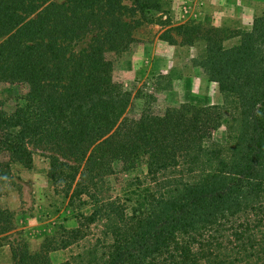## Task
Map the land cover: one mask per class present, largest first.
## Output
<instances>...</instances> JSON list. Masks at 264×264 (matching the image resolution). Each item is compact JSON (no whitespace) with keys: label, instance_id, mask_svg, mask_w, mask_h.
Masks as SVG:
<instances>
[{"label":"trees","instance_id":"trees-1","mask_svg":"<svg viewBox=\"0 0 264 264\" xmlns=\"http://www.w3.org/2000/svg\"><path fill=\"white\" fill-rule=\"evenodd\" d=\"M123 1L0 0V85L26 88L12 110L0 101V184L12 165H32L34 147L50 152L46 176L64 196L75 182L69 198L92 199L76 227L34 251L17 244L13 264H264V10L231 47V34L212 27L175 28L181 44L205 40L193 66L223 102L156 111L155 95L126 89L106 57L135 40ZM136 169L144 174L124 197L98 195L107 175ZM97 220L94 244L50 259L79 247ZM12 228L13 212L0 207V235Z\"/></svg>","mask_w":264,"mask_h":264},{"label":"rangeland","instance_id":"rangeland-1","mask_svg":"<svg viewBox=\"0 0 264 264\" xmlns=\"http://www.w3.org/2000/svg\"><path fill=\"white\" fill-rule=\"evenodd\" d=\"M123 3L128 8L122 20L129 23L135 40L120 53H106L113 61L115 80L133 93L139 88L153 93L157 99L154 103L156 111L182 102L222 104L217 83L208 80L193 66V61L204 53L205 40L197 37L191 44H181V35L175 28L185 24L212 27L223 36L231 34L223 41V46L231 47L240 40L239 34L235 33L249 30L254 16L264 10V0H155L158 7L144 9L133 0ZM25 92V87L1 84L3 108L12 110ZM139 108L138 100L128 115L136 116ZM215 138L224 139V127L215 132ZM31 149L32 165L28 168L12 165L9 175L0 184V207L13 212L12 230L0 235V264H13L12 249L18 245L19 248L26 245L34 251L40 248L45 237L59 234L63 227H76L79 215H88L92 209V199L87 195L69 198L75 182L64 196L61 186H55L46 176L49 151ZM137 174L142 176L144 170L107 175L98 195L104 200L115 195L124 197L130 179ZM77 178L78 175L75 180ZM84 200L86 204L82 203ZM102 229L101 221L90 223L84 230L87 236L79 242V247L74 244L67 250H55L50 259L64 261L70 252H81V245L90 247L96 237L102 235Z\"/></svg>","mask_w":264,"mask_h":264},{"label":"crops","instance_id":"crops-1","mask_svg":"<svg viewBox=\"0 0 264 264\" xmlns=\"http://www.w3.org/2000/svg\"><path fill=\"white\" fill-rule=\"evenodd\" d=\"M240 27L244 29L243 26H240ZM57 251H58V250H57ZM53 252H55V251H51V252H49V257L52 255ZM60 262H61V261H60ZM55 263H56V262H55Z\"/></svg>","mask_w":264,"mask_h":264}]
</instances>
